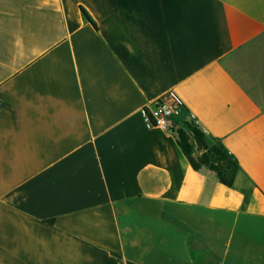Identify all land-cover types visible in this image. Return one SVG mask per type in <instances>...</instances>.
<instances>
[{
  "label": "crops",
  "instance_id": "crops-1",
  "mask_svg": "<svg viewBox=\"0 0 264 264\" xmlns=\"http://www.w3.org/2000/svg\"><path fill=\"white\" fill-rule=\"evenodd\" d=\"M161 97L233 186L149 127ZM189 237L264 264V0H0V264H196Z\"/></svg>",
  "mask_w": 264,
  "mask_h": 264
},
{
  "label": "trees",
  "instance_id": "trees-1",
  "mask_svg": "<svg viewBox=\"0 0 264 264\" xmlns=\"http://www.w3.org/2000/svg\"><path fill=\"white\" fill-rule=\"evenodd\" d=\"M81 11L85 18L96 27L95 22L86 9L81 7ZM172 131H174V128H172ZM191 131L197 149L201 152L198 157L194 155V147L190 142L189 133L182 128L178 129L177 132L175 131V133L177 142L190 161L192 167L196 170L207 167L216 173L221 183L229 187L233 186L239 169L237 160L221 143L216 142L214 144H209L205 139L204 133L197 125H195ZM189 244L196 264L218 263L217 257L201 241L194 237H189Z\"/></svg>",
  "mask_w": 264,
  "mask_h": 264
},
{
  "label": "built area",
  "instance_id": "built-area-1",
  "mask_svg": "<svg viewBox=\"0 0 264 264\" xmlns=\"http://www.w3.org/2000/svg\"><path fill=\"white\" fill-rule=\"evenodd\" d=\"M179 108L181 104L176 99L171 101L166 97H161L145 109V120L149 127L172 130L174 119L180 112ZM190 118L197 122L191 113Z\"/></svg>",
  "mask_w": 264,
  "mask_h": 264
},
{
  "label": "rangeland",
  "instance_id": "rangeland-1",
  "mask_svg": "<svg viewBox=\"0 0 264 264\" xmlns=\"http://www.w3.org/2000/svg\"><path fill=\"white\" fill-rule=\"evenodd\" d=\"M194 126H195V124H191L189 122H187V123L185 122V123H182V124H179V125L175 126L174 130L177 132V130L180 129V128L185 129L189 133V135L192 137L193 134H192L191 130L193 129ZM200 154H201V152L197 149V146H196V148H194V155L196 157H198Z\"/></svg>",
  "mask_w": 264,
  "mask_h": 264
}]
</instances>
